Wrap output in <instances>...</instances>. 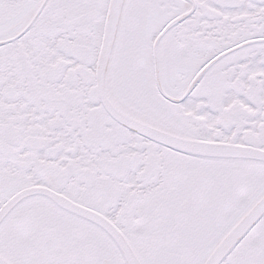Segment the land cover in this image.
Listing matches in <instances>:
<instances>
[{
  "label": "snow or ice",
  "instance_id": "1",
  "mask_svg": "<svg viewBox=\"0 0 264 264\" xmlns=\"http://www.w3.org/2000/svg\"><path fill=\"white\" fill-rule=\"evenodd\" d=\"M0 264H264V0H0Z\"/></svg>",
  "mask_w": 264,
  "mask_h": 264
}]
</instances>
